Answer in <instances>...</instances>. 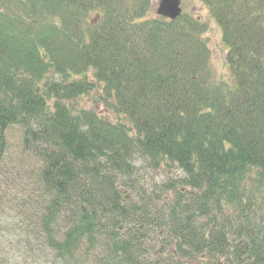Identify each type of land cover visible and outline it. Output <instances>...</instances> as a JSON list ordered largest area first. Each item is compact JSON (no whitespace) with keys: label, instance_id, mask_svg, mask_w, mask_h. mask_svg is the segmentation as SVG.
<instances>
[{"label":"trees","instance_id":"obj_1","mask_svg":"<svg viewBox=\"0 0 264 264\" xmlns=\"http://www.w3.org/2000/svg\"><path fill=\"white\" fill-rule=\"evenodd\" d=\"M200 2L228 79L150 0H0V165L20 127L57 262L264 264V0Z\"/></svg>","mask_w":264,"mask_h":264},{"label":"rangeland","instance_id":"obj_2","mask_svg":"<svg viewBox=\"0 0 264 264\" xmlns=\"http://www.w3.org/2000/svg\"><path fill=\"white\" fill-rule=\"evenodd\" d=\"M149 18H156L160 0H150ZM183 14L208 25L204 39L211 50L214 80L229 78L226 65L227 50L222 45V33L209 10L200 0H182ZM231 77V76H230ZM79 105L96 109L94 99L84 98ZM9 152L0 165V253L7 264H61L43 244L39 235L37 203H39V174L42 163L23 151V131L13 127L8 132ZM138 176L149 185L151 180L164 182L163 173L150 171L148 163L138 160L135 164ZM182 176L173 170L172 175ZM149 182V183H148Z\"/></svg>","mask_w":264,"mask_h":264},{"label":"water","instance_id":"obj_3","mask_svg":"<svg viewBox=\"0 0 264 264\" xmlns=\"http://www.w3.org/2000/svg\"><path fill=\"white\" fill-rule=\"evenodd\" d=\"M156 13L158 16L175 21L182 16L181 0H161Z\"/></svg>","mask_w":264,"mask_h":264}]
</instances>
